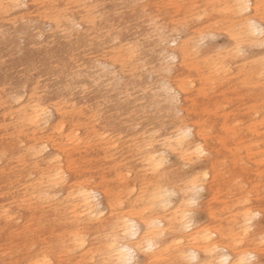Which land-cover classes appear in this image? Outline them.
<instances>
[{"label":"bare ground","instance_id":"obj_1","mask_svg":"<svg viewBox=\"0 0 264 264\" xmlns=\"http://www.w3.org/2000/svg\"><path fill=\"white\" fill-rule=\"evenodd\" d=\"M89 1L0 0V14L17 12L18 19L35 20L33 31L22 29L27 32L22 39L13 37L12 27L0 39V85L12 93L18 87L26 88L25 99L13 101L19 104L18 122L33 132L26 150L35 168L44 174L28 184L32 198L55 203V191H67L63 202L67 197L75 201V225L67 232L70 251L77 249L88 259L98 257L99 264H138L139 258L141 264H264V229H255L253 223L264 211L235 206L225 225L196 226L191 215L205 185L189 181L179 192L168 185L182 166L197 161L211 170V175L203 173V180L209 175L214 181L218 145H239L246 137L258 142L257 128L237 125L233 130L232 123L243 121V111L259 101L258 96L248 99L244 94L250 83L264 76V0H219L225 16L214 3H207L203 11H191L190 6L175 10L184 17L183 22L178 15L159 12L155 0H97L87 5ZM92 7L101 13L102 21L93 18ZM145 11L149 15H141ZM217 13L230 45L218 60L206 58L193 65L195 79L188 83L181 70L214 26ZM192 14V19L201 22L186 21ZM178 25L188 30V37L175 42L172 30ZM165 41L174 44L170 59L179 61L171 77L167 76L172 70L168 61L153 62L154 52L165 51ZM113 42L116 46L109 50L108 44ZM253 47L256 54L247 56ZM143 62L144 66L147 63L146 73ZM38 79L45 81L41 94L33 85ZM194 81L197 87L192 91ZM211 89L217 94L206 99ZM157 90L169 95L180 115L169 108L161 112ZM259 91L264 95V85ZM66 99H101L124 116L123 121L108 119L109 124L123 131L141 127L131 142L123 144L129 154L127 167L119 164L126 167L124 177L132 176L137 191H121L116 199L108 190L76 180L62 156L71 145L90 148L92 140L90 135L82 140L78 127L65 131L60 103ZM152 99L154 112L149 111ZM196 100L201 101L204 112L208 107L218 114L194 112ZM52 113L56 119L48 125ZM210 115L218 116L220 122L210 123ZM110 146L118 149L116 140ZM169 155L174 156L175 166L165 165ZM145 171L149 173L145 175ZM100 196L105 208L100 207ZM89 230L95 235L92 243L86 237ZM31 264L53 263L41 255Z\"/></svg>","mask_w":264,"mask_h":264},{"label":"rangeland","instance_id":"obj_2","mask_svg":"<svg viewBox=\"0 0 264 264\" xmlns=\"http://www.w3.org/2000/svg\"><path fill=\"white\" fill-rule=\"evenodd\" d=\"M96 1L91 0L87 5H92ZM133 1L141 3V0ZM155 1L157 3L155 7L159 12L178 15L181 22L184 17L175 10H182L190 6L191 11H203L207 3L217 5L221 10L220 13L225 16V6L220 3L223 0ZM78 7L72 6V9ZM92 10L93 18L97 22L102 21L101 13L94 11L96 9L93 7ZM174 12L176 13L172 14ZM218 13L215 15V19L213 18L214 26L205 35L197 52L189 56L187 66L181 70L182 77L188 83L191 82V78L195 79L193 65L206 58L218 60L230 45L224 26L219 24ZM17 14V12L0 14V39L7 35L6 29L11 27V30L15 31L13 35L15 38L22 39L27 32L33 31L35 20L18 19ZM141 15H149V12L145 11ZM224 16L222 18H225ZM193 17L195 14L187 16L186 21L190 20L192 24L201 22V19H192ZM261 25L263 26V24ZM22 29L27 32H23ZM172 31L176 39L175 42L183 41L188 37V30L182 25L174 26ZM115 46V42L110 43L108 49L112 50ZM162 47H165V51L163 53L154 52L153 62L158 64L162 60L168 61L172 70L167 73V76L171 77L173 71L177 70L179 62L178 60L172 61L169 57L171 53L169 49L173 48L174 44L171 41H165L162 43ZM256 51L257 49L253 47L246 54L253 57ZM146 64L144 66V62L141 63L142 71L145 69V73ZM44 84V80H35L34 89L41 94ZM191 85V90L195 91L197 82L194 81ZM261 85H264V76L259 81L249 84L250 90L245 92L244 97L249 99L258 96L259 101L251 110L243 111V121H233L232 123L233 130L238 127L237 125L242 128L247 126L257 128L258 142L248 141V137H246L239 145H218L220 153L214 166L216 176L214 181L210 179L209 175L206 180H203V173L208 171L211 175V170L202 167L204 162L197 161L192 165L182 166L181 173L174 177L171 184H168L177 192L189 181L205 185V189L196 196L198 204L193 207L196 211L191 215L196 226L225 225L230 214L235 211V206L236 208L250 206L253 207L252 209L259 208L264 211V95L259 93ZM113 87L116 89V85ZM156 93L160 96L161 112H166L168 108L170 112L176 110L172 106L173 102L169 100V95L161 94V90H157ZM216 94V89L208 90L206 99H211ZM25 96L26 88L24 87H18L12 93L7 87L0 85V262L31 264L41 255H47L53 264H99L98 257L88 259L86 256H80V251L77 249L70 251L72 248L67 232L75 225L73 218L75 201L72 197H67L68 200L63 202L67 191H62V189L55 191L57 192V202L44 203L38 197L32 198L34 194L27 190L32 179L44 176V174L35 168L34 160L26 150L31 144L32 129L19 123L16 114L19 104L13 101V98L20 97L21 100H24ZM60 104L63 108L61 119L64 121L65 131L68 132L70 129L78 127L77 134L82 140L89 135L92 140L90 148L71 145L67 147V152L62 156L63 163L73 168L76 180L88 181L98 190H108L116 199L122 195L121 191H137V186L133 185L132 176L124 177L127 167L125 163L128 161L126 158L129 154L125 153L123 144L131 142L141 127L137 125L131 131H123L121 127L116 128L113 124H109L108 119L114 117L123 121L124 116L120 115L115 105L104 103L101 99L94 101L66 99L61 100ZM154 104L155 100L152 99L150 112H154ZM193 110L200 114H218V110H210L208 107L204 112L200 100L195 101ZM174 115H180V113L175 111ZM55 119L56 115L52 113L48 125H53ZM208 119L210 123L213 120L216 123L220 122L218 116L210 115ZM114 140L118 146L117 150L111 149L110 146ZM119 164L126 167L119 166ZM165 165L167 167L176 165L173 155H169V162ZM147 173L149 172L145 171V175ZM178 195L179 193L172 196V200L176 201ZM99 200L102 202L100 207L105 208L103 196H100ZM146 215L149 216L150 213ZM253 223L256 225L255 229L258 227L264 229V214L255 218ZM93 234L92 230H89L86 235L90 243L95 237ZM222 252H227V250ZM261 259L264 263V258L261 257ZM141 262L142 258L137 259L138 264ZM157 264H169V262H158Z\"/></svg>","mask_w":264,"mask_h":264},{"label":"snow or ice","instance_id":"obj_3","mask_svg":"<svg viewBox=\"0 0 264 264\" xmlns=\"http://www.w3.org/2000/svg\"><path fill=\"white\" fill-rule=\"evenodd\" d=\"M253 27H255V25H253ZM128 264H131V262L129 261Z\"/></svg>","mask_w":264,"mask_h":264}]
</instances>
